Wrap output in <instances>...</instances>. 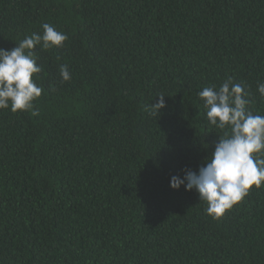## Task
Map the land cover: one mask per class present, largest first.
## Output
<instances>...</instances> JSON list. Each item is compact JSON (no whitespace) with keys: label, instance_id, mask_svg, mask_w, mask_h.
<instances>
[{"label":"trees","instance_id":"obj_1","mask_svg":"<svg viewBox=\"0 0 264 264\" xmlns=\"http://www.w3.org/2000/svg\"><path fill=\"white\" fill-rule=\"evenodd\" d=\"M44 23L68 40L34 49L39 115L0 110V264H264V186L218 220L170 187L224 135L204 87L264 115V0H0V48Z\"/></svg>","mask_w":264,"mask_h":264},{"label":"clouds","instance_id":"obj_2","mask_svg":"<svg viewBox=\"0 0 264 264\" xmlns=\"http://www.w3.org/2000/svg\"><path fill=\"white\" fill-rule=\"evenodd\" d=\"M43 34L32 33L8 51L0 48V110L12 113L31 111L44 89L34 82L42 71L37 64L34 49L64 47L68 36L53 25L44 23ZM63 82L70 81L66 65L60 66ZM38 78V76H37ZM257 92L264 99V82H257ZM206 110L207 122L220 130L223 136L215 150L198 172L186 170L183 178L172 176L170 187L178 191L195 190L207 204V214L213 219L222 218L226 212L241 203L253 189L264 186V115L253 114L251 93L242 82L226 79L218 88L204 87L198 92ZM148 106L152 115L160 114L166 107L165 95Z\"/></svg>","mask_w":264,"mask_h":264}]
</instances>
